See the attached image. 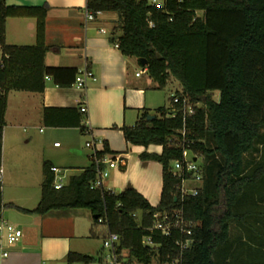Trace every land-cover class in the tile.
<instances>
[{
  "label": "trees",
  "instance_id": "trees-1",
  "mask_svg": "<svg viewBox=\"0 0 264 264\" xmlns=\"http://www.w3.org/2000/svg\"><path fill=\"white\" fill-rule=\"evenodd\" d=\"M86 8L95 16L116 13L121 34L111 42L147 69L155 88L163 89L175 78L181 86L177 94L196 110L184 121L182 112L170 117L166 107L154 114L144 109L134 126L121 128L128 144L162 147L161 153L140 155L162 165L157 206L134 188L119 193L91 189L96 179L93 163L55 189L52 164L44 162L41 200L35 209L21 210L44 216L54 210L85 209L95 223L104 217L109 231L120 237V261L127 256L150 264L157 256L160 264H174L178 258V264H264V0H164L162 7L148 0H87ZM48 9L46 4L9 6L0 0V166L8 93H43L46 77L69 87L78 73L76 68L45 63ZM10 17L37 20L35 45L6 43ZM216 91L218 100L212 97ZM175 107L180 109L181 103ZM84 118L78 108L43 111L47 127H77L85 133ZM185 151L203 159V184L195 196L182 194L183 177L173 172V162L182 160ZM110 153L116 154L107 143L99 152ZM4 207L0 193V213ZM175 212L197 223L191 235L174 230L165 236L153 229L155 214ZM146 237L152 246L143 243ZM188 239L192 243L181 250L177 242ZM66 259L67 264L93 261L77 252Z\"/></svg>",
  "mask_w": 264,
  "mask_h": 264
},
{
  "label": "crops",
  "instance_id": "crops-1",
  "mask_svg": "<svg viewBox=\"0 0 264 264\" xmlns=\"http://www.w3.org/2000/svg\"><path fill=\"white\" fill-rule=\"evenodd\" d=\"M86 1L6 0L9 6L48 5L45 43L49 50L45 57L46 65L72 67L78 72L87 67L94 72L97 80L90 83L87 89H81L74 85L59 87L51 77H46L43 93L15 90L8 93L2 138V184L7 189L9 185H14L16 174L24 165H33L34 162L36 166H41L49 162L66 173L67 185L72 175L80 174L92 164L91 151L85 154L77 149L83 139L86 143L93 138L98 150H104L107 143L110 151L116 153L111 155L124 159L119 167L107 169L105 189L119 193L134 188L152 206H157L163 190L162 165L157 161L141 160L140 155L145 151L161 153L162 147L145 148L128 144L121 128L134 126L144 109L154 114L160 107L171 110L172 103L156 107V100L149 97L148 89L155 86L147 76V69L134 58L123 55L111 42L112 37L121 34L116 13H99L94 21L85 25ZM36 32L37 20L33 17H10L6 20L8 45H35ZM137 72L142 74L136 76ZM84 105L88 108L87 114L80 110ZM45 108H78L85 116L82 123L91 129V133H83L77 127L45 126ZM40 126L47 130H42ZM38 128L39 134L33 135L31 131ZM55 134L63 137L62 143L54 138ZM32 141L39 152L26 149V144ZM85 160L88 161L85 167L68 176L67 166ZM9 202L11 208L19 213L14 222L23 235L15 244L0 243V264L63 263L72 252V236H77L79 230L84 234L82 238H88L92 233L97 235V226L92 224L94 217L89 210L75 209L78 211L75 215L73 211H58L38 216L21 212V209L33 210L36 207L27 205L28 202ZM6 215L3 209L0 220H5Z\"/></svg>",
  "mask_w": 264,
  "mask_h": 264
},
{
  "label": "built area",
  "instance_id": "built-area-1",
  "mask_svg": "<svg viewBox=\"0 0 264 264\" xmlns=\"http://www.w3.org/2000/svg\"><path fill=\"white\" fill-rule=\"evenodd\" d=\"M148 1L158 7H162L164 4V0L158 4L156 3V0H148ZM95 17L96 16L91 11L85 8L84 19L86 26L90 22L94 21ZM102 32H104V30H102ZM115 46L118 47V43H116ZM141 74L142 72H137L136 76H140ZM96 80L97 78L94 72L86 67L82 71H79L77 73L73 85L76 86L77 88L87 89L90 83L95 82ZM171 97H172V108L168 113V116L175 117L179 112H182L185 121L188 116L195 113L196 107L190 104L187 98H183L182 100L178 94H172ZM179 103H181V108L177 109L175 107V104H179ZM80 110L82 113L85 114L88 113V108L85 105L82 106ZM85 133L90 134L91 129L87 127ZM85 146L86 148L91 150L90 159L92 160V163L94 164L96 169V179L91 183L90 187L93 190L104 191L106 190L104 187V181L106 178L107 169L119 167V165H122L124 163V159L121 158L120 156H115L111 154H99L100 150H98L96 140L93 138L87 141L85 143ZM199 160L200 159L198 156H193L192 158H189L187 155V151H185L184 158L182 160L173 162V172L176 175L183 177V181L181 185V192L183 195L195 196L199 193V191L202 188L203 161L199 163ZM51 170L52 172H54L55 175L54 183H53L54 188L61 189L63 186L66 185L67 182L66 173L60 168L55 166H52ZM2 177H3V169L0 166V193H2V186H3ZM186 183H192L195 186L186 190L185 189ZM154 217H155V221H154L153 229L159 231L161 234L165 236L171 235V233L174 230H178L180 231V233L189 236L192 234V228L197 226V223L192 221H187L182 216L181 212H175V215L172 216L167 213L155 214ZM98 223L106 224V219L104 217H101L98 219ZM22 235L23 232L19 227L5 220H0V243L5 241L10 245L15 244L22 238ZM119 241H120L119 235L112 232H110L108 236L105 237L104 239V246L113 252V256H114L113 264L118 263L116 249L119 244ZM143 243L145 245H150V246L153 245L151 238L149 237L144 238ZM191 243L192 241L189 239L186 240L185 242L182 241L177 242L181 250L188 248ZM179 261L180 258L176 259L174 264H178Z\"/></svg>",
  "mask_w": 264,
  "mask_h": 264
},
{
  "label": "rangeland",
  "instance_id": "rangeland-1",
  "mask_svg": "<svg viewBox=\"0 0 264 264\" xmlns=\"http://www.w3.org/2000/svg\"><path fill=\"white\" fill-rule=\"evenodd\" d=\"M163 0H156V3H160ZM201 15V12L198 13ZM179 91H181V86L179 82L175 78H170L168 85L163 88V89H157L155 87L149 88V97L152 98L153 100L155 99L156 107L164 106V105H169L170 101L172 99V94H177ZM212 97L214 100H218L219 98V93L213 92ZM42 130H47L43 126H40ZM39 129L37 130H32L31 133L34 135V133L39 134ZM55 139H58L59 143L63 142V137L59 134H55ZM53 138V139H54ZM37 145L35 144L34 141L31 143L26 144V149H30L33 152L38 151V148H36ZM77 151H80L85 154L90 153V149L86 148L85 146V141L84 139L78 144V149ZM39 152V151H38ZM187 155L189 158H192L193 156H196L193 152L187 151ZM255 156V155H254ZM199 163L203 160L201 157H199ZM88 161H81L79 164H70V166H67L69 168H65L68 171V176L71 175L72 173H75V171L79 168H83L87 165ZM43 164H40L36 166V164L33 162V165L27 164L22 167L19 173L16 174V182L14 185H9V189L5 188L3 186V193H2V198H3V203L5 204V211L7 212V215L5 216V220L13 225H15L14 219L18 216V211H15V209H12L10 206L9 201H13L15 203L17 202H23L27 203V205H30L31 207H34L38 205L39 201L41 200V195H42V183L44 181V170H43ZM65 167V166H64ZM15 181V180H14ZM192 183H186L185 189H189L194 187ZM35 207V208H36ZM34 208V209H35ZM9 210V211H8ZM60 212V210H54L51 211L50 214H55ZM73 215H75L77 212L74 210ZM23 212V211H21ZM61 212H69L68 211H61ZM83 212H86L83 210ZM27 213V212H25ZM30 214H36V213H30ZM49 214V213H48ZM67 214V213H66ZM40 216L39 214H37ZM70 215V214H69ZM72 218V216L70 217ZM93 222V221H92ZM94 226H97L95 233L97 235H94L93 233L90 234L88 238H82L83 232L81 230L78 231L77 236L73 237L72 236V252H77L81 253L84 255H88L93 257V261L89 264H113V252L106 248L104 246V239L105 237L108 236L110 233L108 226L106 224H100V223H92ZM236 233V229L233 227L232 229V234ZM124 256V255H123ZM51 264V263H50ZM52 264H67V259L63 263L60 262H53ZM74 264H83V263H74ZM117 264H143L140 263L137 260L134 259H129L127 256L124 258L121 257V261L119 260L118 257V263ZM150 264H160L159 259L157 256L153 257L152 261Z\"/></svg>",
  "mask_w": 264,
  "mask_h": 264
},
{
  "label": "water",
  "instance_id": "water-1",
  "mask_svg": "<svg viewBox=\"0 0 264 264\" xmlns=\"http://www.w3.org/2000/svg\"><path fill=\"white\" fill-rule=\"evenodd\" d=\"M140 62L143 64V66H147V62L143 59H140ZM154 116H149V119H153Z\"/></svg>",
  "mask_w": 264,
  "mask_h": 264
}]
</instances>
